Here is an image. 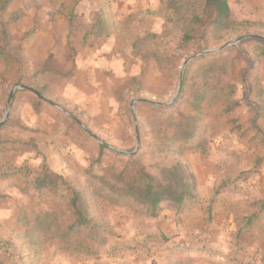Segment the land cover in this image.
I'll return each mask as SVG.
<instances>
[{
    "label": "rangeland",
    "instance_id": "374dc122",
    "mask_svg": "<svg viewBox=\"0 0 264 264\" xmlns=\"http://www.w3.org/2000/svg\"><path fill=\"white\" fill-rule=\"evenodd\" d=\"M42 1L44 5H47L46 8L56 4L61 5L56 15L58 16L56 22L61 25L62 17H67L70 33L68 37L76 44L75 48L80 46V42L84 48L95 47L100 41L112 40L116 43L118 54L116 73H111L110 79H103L99 70L96 72L94 68L88 69L85 73L87 91L94 92L96 95L103 90L110 93L108 112L100 111V106H104L98 103L97 99L88 104V110H81L80 107L79 111L84 113V119L88 121L89 127L82 123L91 132L105 143L130 152L134 150L137 139L131 110L133 100L147 99L160 102L159 99H163L164 101L160 103H168L177 93L183 66L190 57L206 50L219 49L245 35L259 34L264 37V29L257 30L256 33L247 31L242 35L229 37L214 48H206L196 53L194 51L180 52L181 58L177 64L167 66L153 55L161 58L169 57L176 48L170 47L167 51H163L160 39L148 43L143 49L142 56L137 55L132 48V42L149 31L158 34L167 32L162 22L163 0H159V5L149 11V15L141 11L139 15L128 16L115 15L108 11L109 0L98 4L96 3L98 1L80 0L76 6L73 0ZM68 2L72 3L73 8L67 14ZM231 7L234 17L240 19L241 15L233 1H231ZM25 11L26 18L22 21L30 25L29 15L26 14L29 11ZM255 11H261L264 15V5H260ZM98 14L104 15L108 28L107 34L101 40L91 32L94 17ZM248 40L250 39L245 41ZM245 41L228 48L236 47L232 51L226 52L228 50L226 49L222 52L207 54L224 53L216 59L215 72L208 81V86L212 87L209 98L202 104L201 121L197 133V143L198 146H202V150L197 148L183 151L180 144L172 145V142L162 140L161 137L157 140L145 138L141 133L137 116L141 135L139 153H143L145 163L154 174H157L158 165L171 166L177 162L183 163L192 177L196 168L205 170L209 166L206 161L208 141L206 140V143L203 137L213 132H223L229 138L235 135L254 138L261 135L264 138V122L261 124V132L253 126L246 128L243 133L239 130L243 121L254 120L251 103L255 102L252 97L247 102L246 95L239 93V88L236 86L242 73L239 67L245 62L248 65L255 64L259 55L254 52L255 43H244ZM74 51L76 53V49ZM198 68L199 65L195 66L189 75L187 94L178 103L176 107L178 112L191 113L189 97L200 90L203 83L202 78L196 73ZM108 76L107 73L106 77ZM102 84L105 87L102 88ZM10 91L11 85H8L5 95L0 94L1 120L6 112ZM58 103L67 108L61 101ZM18 104L21 105V102ZM124 104H128L134 123L133 144L126 136L121 120L120 108ZM18 108H20L24 125L32 129L33 133L10 128L4 131L5 138L20 142L30 141L33 138L38 148L0 153V163H10L14 166L28 165L38 170L46 165L51 171L64 175L74 188L90 191L88 190L89 179L84 169L96 157L94 154L100 144L81 127L88 136L86 140L67 134L70 132H66L67 127L57 116L59 110L46 103L40 114L32 112L29 108L28 110L25 107L18 106ZM70 108L68 110L72 111ZM251 145L264 151V144L260 141H253ZM232 146L237 145L232 144ZM257 168L255 165V169ZM255 169L252 168L251 172ZM95 170L101 173L102 167L95 166ZM20 182L7 187L4 192L6 197L0 199V240L9 241L12 245L8 253L0 247V264H169L170 251L181 249L198 255L196 264H264V219L254 222L252 226L248 222L256 214L264 215V206H261L264 202V193H253L251 190L244 189L236 183L237 179L228 181L234 189L220 195L221 198L214 197L207 202H198L187 206L183 211L166 205L157 218L140 214L130 205L119 206L109 201L93 199L90 210L95 223L93 231L84 235L66 234L68 218L63 215L61 230L54 233L46 249L40 253H35L27 243L24 236L26 228L22 225L21 219L31 212L56 211L61 214V210L49 197L38 196L32 188L23 190ZM198 186L199 184L195 186L196 190ZM90 192H87L88 195Z\"/></svg>",
    "mask_w": 264,
    "mask_h": 264
},
{
    "label": "trees",
    "instance_id": "16d2710c",
    "mask_svg": "<svg viewBox=\"0 0 264 264\" xmlns=\"http://www.w3.org/2000/svg\"><path fill=\"white\" fill-rule=\"evenodd\" d=\"M15 1L0 0V12H6ZM73 1L75 6L80 2V0ZM231 1L239 10L240 15L248 16L246 0H163L162 21L167 32L158 34L149 31L143 36L137 37L132 42V48L137 55L142 56L143 49L148 43L160 39L163 51H167L170 47H174L176 50L169 57L161 58L156 55L153 57L167 66H174L181 58L180 52L194 51L196 53L206 48H214L231 36L242 35L247 31L256 33L257 30L264 29V23L261 21H253L247 18L244 20L236 19ZM91 32L97 39H101L107 34L108 28L104 21V15L98 14L94 17ZM247 42L255 43L254 52L259 54L255 64H249L244 71L241 84L247 102L250 101L251 97L255 100L251 103L255 113V119L252 122L255 125L258 118H264L263 88L259 78V60L264 58V41L250 39L244 43ZM234 49L236 47L228 49L226 52ZM223 54L203 55L190 64L184 76L183 88L179 98L170 108H155L143 103L136 105L141 133L145 138L157 140L161 137L162 140L172 142V145L180 144L183 151L202 149V146H198L197 143L202 104L209 98L212 87L208 86V81L211 80V76L215 72L216 59ZM0 59L8 64L19 65L22 74L28 72L29 63L22 47L13 46L5 28H2L0 32ZM197 65L199 68L196 73L202 78L203 83H201V89L189 97L192 107L191 113L184 114L178 112L176 107L180 100L186 96L189 75ZM31 79L32 77L25 78L24 75H21L16 81V85H28L48 97L47 87L36 86L31 82ZM236 86L239 88L238 85ZM159 101L163 102L164 100L159 99ZM18 102H21V105ZM25 104L31 105L36 114H40L45 106L41 99L28 91H19L15 95L12 115L0 127V153L36 150L38 148L33 138L30 141L22 142L10 141L5 138L4 131L10 128L33 133L32 129L24 125L20 108H18V106L24 108ZM71 112L89 127L82 111L74 109ZM120 112L125 134L130 139V143L133 144L135 128L128 104L122 105ZM57 116L67 127L66 132H70L67 134L76 135L83 140L88 138L70 117L60 111H57ZM1 118L0 112V120ZM258 130L260 129L258 128ZM263 139L261 141L264 144ZM147 143L150 144V142ZM96 150L94 154L96 157L84 169V173L89 179L88 190L91 192L74 188L64 175L51 171L46 165L38 170L28 165L14 166L10 163H0V199L6 197L4 192L7 187L21 181L20 186L23 190L32 188L38 196L49 197L61 210V214L56 211L31 212L21 219L22 225L26 228L25 239L35 253L43 252L54 233L61 230L63 215L68 218L66 234L84 235L93 231L95 223L90 213L93 199L109 201L119 206L130 205L140 214L151 218H157L166 205L183 211L187 206L199 202L198 192L188 169L183 163L177 162L171 166L158 165L157 174H154L145 163L141 152L135 157L126 158L109 152L101 145H98ZM263 162L264 158L257 159L256 165L258 166ZM95 166L102 167L101 173H97ZM233 189L234 187L229 182H224L216 189L215 194L220 195L227 191H233ZM87 192H90V195ZM263 219L264 215L259 213V215L256 214L252 219H249L248 222L252 226L254 222ZM0 247L8 253L12 245L9 241L0 240ZM197 256L181 249L180 251H170L168 260L169 264H196Z\"/></svg>",
    "mask_w": 264,
    "mask_h": 264
},
{
    "label": "crops",
    "instance_id": "0c3cea01",
    "mask_svg": "<svg viewBox=\"0 0 264 264\" xmlns=\"http://www.w3.org/2000/svg\"><path fill=\"white\" fill-rule=\"evenodd\" d=\"M93 1H98L96 2L98 4L105 0ZM159 2V0H109L108 11L122 16L139 15L141 11L149 15V11L154 10ZM56 5L46 8L47 5H44L42 0H16L6 12H0V32L2 28L6 29L13 46L22 47L29 63L28 72L22 74L19 65L8 64L0 59V94H4L8 85H11L12 90L14 86H17L16 81L24 75L25 78L32 77L31 82L34 85L47 87L48 98L61 101L67 110L70 107L72 110H79L80 107L81 110H88V104L97 99V102L104 106H100V111L107 113L111 101L110 93L103 90L96 95L94 92L87 91L85 73L88 69L94 68L96 72L99 70L103 79H110V74L116 73L117 45L112 40H108V42L100 41L95 47L84 48L80 42L81 51H79V47L75 48L76 44L68 37L70 33L67 17H62L61 25L56 22L58 17L56 15L61 8V5ZM246 5L248 16L241 15L240 20L247 18L264 23L263 13L255 11L257 7L264 5V0H246ZM71 8L73 5L68 2L67 14ZM25 10L29 11L26 14L29 15L30 25L22 21L26 18ZM42 19L45 21H41ZM259 64V78L264 100V58L259 60ZM240 65L239 69L242 73L239 72L241 77L236 84L239 86V93L244 94L241 84L243 73L249 65L247 62ZM107 73L108 77H106ZM101 87L105 85L102 84ZM24 107L33 112L31 105L25 104ZM262 122H264L263 117L256 120V126L252 121L245 120L244 125L241 124L240 132L243 133L251 126L257 130L259 128L258 131L261 132ZM224 134L213 132L203 137L206 143L208 141L206 161L209 166L205 170L196 168V171H193V177L191 176L193 184L195 186L199 184L197 188L199 202H207L214 197L221 198L220 195H224L225 192L216 195V189L221 183L236 179V183L244 189L251 190L253 193H264V162L255 169L256 160L264 158V151L251 145L253 141L262 142L263 136L254 138L235 135L229 138ZM232 144L237 146L234 147ZM252 168L255 170L251 172Z\"/></svg>",
    "mask_w": 264,
    "mask_h": 264
},
{
    "label": "water",
    "instance_id": "95a60500",
    "mask_svg": "<svg viewBox=\"0 0 264 264\" xmlns=\"http://www.w3.org/2000/svg\"><path fill=\"white\" fill-rule=\"evenodd\" d=\"M247 39H259V40H263L264 41V37L260 36V35H245L235 41L230 42L229 44H226L222 47H220L219 49L216 50H206L203 52H200L198 54L193 55L192 57H190L184 64L181 75H180V81H179V86L177 89V93L174 96V98L168 102V103H160V102H154V101H150L147 99H135L132 101L131 103V110H132V115L135 121V127H136V146L134 148L133 151H126V150H122L116 147H113L107 143H105L99 136H97L96 134H94L93 132H91L83 123L80 119H78L77 117H75L69 110H67L65 107L61 106L60 104L52 101L51 99H49L48 97L42 95L39 91H37L35 88L30 87L28 85L25 84H21V85H17L14 86L12 88V90L9 93V97H8V101H7V105H6V112L5 115L3 117V119L0 121V127L3 126L10 118L11 113H12V108H13V103H14V98L15 95L19 92V91H28L30 93H32L34 96H36L37 98L41 99L44 103L50 105L51 107L63 112L64 114H66L67 116H69L79 127H81L90 137H92L93 139H95L100 145L104 146L106 149H108L109 151L122 156V157H134L136 156L141 148V135H140V129L138 126V122H137V114H136V104L138 103H145L157 108H169L171 107L177 100V98L179 97V94L181 92L182 86H183V81H184V74L185 71L188 67V65L195 60L196 58L203 56V55H207V54H212V53H218V52H222L226 49H228L229 47L232 46H236L239 45L240 43H242L243 41L247 40Z\"/></svg>",
    "mask_w": 264,
    "mask_h": 264
}]
</instances>
